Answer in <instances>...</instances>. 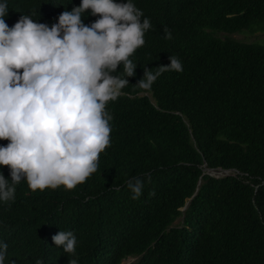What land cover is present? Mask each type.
Instances as JSON below:
<instances>
[{"label":"trees","instance_id":"16d2710c","mask_svg":"<svg viewBox=\"0 0 264 264\" xmlns=\"http://www.w3.org/2000/svg\"><path fill=\"white\" fill-rule=\"evenodd\" d=\"M81 2L7 0L5 21L29 15L51 27ZM132 2L152 27L130 57L135 75L107 104L111 146L72 190L33 192L22 179L15 199L0 201L4 264H264V44L215 36L264 26V0ZM98 18L90 9L82 17L86 25ZM171 55L182 72L137 85L145 67L155 73ZM112 74L127 78L123 63ZM0 172L11 184L10 169ZM137 176L145 183L133 200L127 181ZM61 230L76 235L75 254L52 240Z\"/></svg>","mask_w":264,"mask_h":264},{"label":"clouds","instance_id":"9594fccd","mask_svg":"<svg viewBox=\"0 0 264 264\" xmlns=\"http://www.w3.org/2000/svg\"><path fill=\"white\" fill-rule=\"evenodd\" d=\"M89 9L99 18L86 25L82 17ZM7 14V0H0V140L9 141L0 145V166L11 175L10 184L0 172L4 202L15 199V185L22 179L33 192L60 186L72 190L97 172L100 154L111 146L113 117L107 104L135 75L137 64L130 57L145 45L152 27L132 0H82L51 27L29 15L9 27ZM164 34L172 39L167 27ZM169 59L155 73L145 67L137 85L147 90L164 72L183 71L178 57ZM121 63L127 78L112 74ZM146 178L151 183V176ZM144 183L139 176L127 181L133 200L143 194ZM52 240L75 254L74 232L61 230ZM7 249V243L0 244V264Z\"/></svg>","mask_w":264,"mask_h":264},{"label":"rangeland","instance_id":"374dc122","mask_svg":"<svg viewBox=\"0 0 264 264\" xmlns=\"http://www.w3.org/2000/svg\"><path fill=\"white\" fill-rule=\"evenodd\" d=\"M216 37L227 39L230 41H237L247 44H264V26L261 25H251L249 28L241 30L237 33L225 34V33H216ZM207 173H210L214 176L223 177L225 175L231 174L232 172H224L222 170H205ZM181 220L178 219L175 224H178ZM135 258H129L123 262V264H130L134 262Z\"/></svg>","mask_w":264,"mask_h":264},{"label":"water","instance_id":"95a60500","mask_svg":"<svg viewBox=\"0 0 264 264\" xmlns=\"http://www.w3.org/2000/svg\"><path fill=\"white\" fill-rule=\"evenodd\" d=\"M206 170H213V169H206ZM222 171H224V172H231V170H222ZM209 175H211V176H214V175H212V174H210V173H208ZM228 175H230V174H228ZM226 176V175H225ZM215 177H217V176H215ZM186 209V206L183 208V210H185Z\"/></svg>","mask_w":264,"mask_h":264}]
</instances>
